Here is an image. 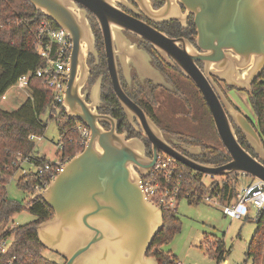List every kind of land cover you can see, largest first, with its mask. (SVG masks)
I'll return each instance as SVG.
<instances>
[{"label": "water", "instance_id": "water-1", "mask_svg": "<svg viewBox=\"0 0 264 264\" xmlns=\"http://www.w3.org/2000/svg\"><path fill=\"white\" fill-rule=\"evenodd\" d=\"M29 1L63 27L73 41L62 105L68 118L83 122L90 130L84 147L64 162L45 189L30 196L43 199L52 209V215L36 225V233L45 248L64 258L63 264H159L147 251L164 225L162 208L140 187V177L150 171L158 150L202 174L249 175L261 180L264 188V142L260 133L211 83V76H215L228 86L250 92L251 83L264 69V0H165L158 10L150 9L145 0H136L157 21H182L191 13L195 41L202 51L194 54L186 51L184 39L167 37L124 13L114 0ZM179 4L185 13H181ZM85 10L94 14L101 27L118 101L126 112L137 117L148 138L156 143L151 159L145 157L140 140L117 132L113 119L92 110L78 93V82L84 76L76 80V50L80 39L92 37ZM112 24L145 38L156 48H165L173 56L205 100L229 161L219 165L200 162L160 140L153 123L120 86L112 51ZM176 42H181L184 49L177 48ZM194 59L204 62V71ZM100 121H109L110 128L104 129ZM233 124L244 133L256 156L241 146ZM188 152L194 153L191 149ZM222 183L220 179L211 188L216 184L221 187Z\"/></svg>", "mask_w": 264, "mask_h": 264}, {"label": "trees", "instance_id": "trees-1", "mask_svg": "<svg viewBox=\"0 0 264 264\" xmlns=\"http://www.w3.org/2000/svg\"><path fill=\"white\" fill-rule=\"evenodd\" d=\"M48 19L54 26L57 24L37 10L29 0H0V96L14 83L18 77L29 71L41 67L44 62L38 56L33 47V39L37 25L41 19ZM264 69L251 83L248 92L251 107L257 119L256 127L263 140L264 137ZM37 82L39 84H32ZM30 95L15 110L0 108V236L11 237L6 249L0 253V264H59L50 260L41 252L45 247L39 241L36 233V225L52 215V209L41 198L27 199L26 205L6 196L5 184L14 173L10 165L17 151L27 154L34 150V141L28 139V134L42 135L46 123L41 115L47 114L57 122L59 129V143L61 159H66L77 152L80 147L78 135L73 129V119L64 114V110L58 115L48 113L50 106V89L42 81L41 77L31 76L27 82ZM235 134L241 146L250 154L256 156L248 144L244 133L236 127ZM264 141V140H263ZM202 154L197 161L219 165L230 159L223 146L201 144ZM189 153V152H188ZM191 154V153H190ZM36 162L47 161L44 155L36 156ZM183 172L189 188L188 202L200 201L205 195H217L220 201L230 202L236 195V190L231 188L230 179L223 181L220 187L216 182L205 185L202 181L203 174L177 162ZM17 183L31 192L25 180L19 178ZM22 209H26L35 216L33 220L13 224L12 216ZM164 225L154 237L147 254L154 255L159 264H176L174 255L162 250L161 246L169 243L180 229V221L175 210L162 208ZM5 223L10 225L5 226ZM256 228L249 241L245 256L251 259L252 264H264V210L258 212L255 221ZM211 256L220 260L224 258L225 248L223 242L217 240L214 249L206 246Z\"/></svg>", "mask_w": 264, "mask_h": 264}, {"label": "flooded vegetation", "instance_id": "flooded-vegetation-1", "mask_svg": "<svg viewBox=\"0 0 264 264\" xmlns=\"http://www.w3.org/2000/svg\"><path fill=\"white\" fill-rule=\"evenodd\" d=\"M122 1L124 3L117 0L114 5L124 13L150 24L169 38L184 39L186 51L193 54L202 52L195 41L196 30L191 13L187 14L185 18L186 25L183 26L181 21L172 18L160 21L151 19L141 9L136 0ZM145 1L152 10H158L165 4V0ZM179 7L181 12L184 11L185 8L182 4H179ZM85 16L89 23L92 37L91 39L89 37L80 39L76 50V80H79L82 74L84 76L81 81L79 80L80 82L77 81L78 93L92 110L111 117L117 132L125 133L126 138H137L140 140L144 147L145 157L151 159L153 145L156 143H153L148 138L135 115H132L134 124L131 123L124 108L118 101L109 75L101 27L91 11L86 10ZM110 28L112 30V51L120 86L124 93L140 107L153 123V130L160 140L191 158H197L202 154L203 148L201 144L222 146L221 142L216 145V143L209 140V136L206 133L207 125L204 114V106L207 107L206 102L193 81L180 69L173 56L165 48H156L145 38L116 24L110 25ZM116 33L124 35L131 44L141 50V54L133 56L135 62L131 61L129 56L124 55V52L117 46L114 38ZM175 44L177 48L184 49L181 42H176ZM72 50L73 41L68 62ZM121 58L125 62L126 69L122 64ZM194 63L201 71H204L203 61L194 59ZM143 64H147L157 73L158 78L156 80L147 77L144 70L138 68L137 65ZM211 77L213 80L211 82L212 85L215 86L214 84H216L222 89L227 99L231 102L227 91L235 87L226 85L224 81L219 80L215 76ZM231 104L238 109L235 104L232 102ZM207 110L209 111L208 107ZM211 122L213 123L212 117ZM100 124L104 129H109L111 126L109 121H100ZM234 130H236L235 125ZM190 149L194 153H188ZM160 151L158 150L157 153ZM225 177L230 179L227 176Z\"/></svg>", "mask_w": 264, "mask_h": 264}, {"label": "rangeland", "instance_id": "rangeland-1", "mask_svg": "<svg viewBox=\"0 0 264 264\" xmlns=\"http://www.w3.org/2000/svg\"><path fill=\"white\" fill-rule=\"evenodd\" d=\"M116 1L114 0V3ZM118 1L124 3L122 0ZM83 13L85 15L86 10ZM181 13H185V9ZM187 14L182 17L181 23L183 26L186 25L185 18ZM32 84L37 85L39 83L32 82ZM221 91L224 93L222 89ZM29 95V87L16 82L0 96V108L10 111L15 110ZM227 95L231 102L257 126V119L249 101L248 91L232 88L227 91ZM204 111L207 125L206 133L209 136V140L219 145L220 141L206 106H204ZM126 114L131 123L134 124L132 114L129 112H126ZM41 119L46 123V127L43 134L39 138H35L34 151L39 155H44L51 161H56L60 156V151H58L60 136L57 122L49 118L46 113L41 115ZM19 175V172H15L10 177L5 184V191L8 198L24 206L31 192L29 193L25 188L19 186L17 183ZM229 178L231 188L236 191L253 180L251 176L244 174L233 175ZM220 179L224 181L227 178L225 176L207 174H203L202 176V181L205 185H209L210 182H217ZM224 202L220 201L219 203L213 195L210 200L203 198L197 202H188L184 196L179 198L175 211L180 221V229L174 233L169 243L161 246L162 250L169 251L174 255V263L181 261L184 264H252L251 259L247 258L245 253L256 228V223L252 218L256 213V208L242 204L238 209L243 216L241 218H231L222 212L221 203ZM34 218L33 214L26 209H22L12 216L10 222L19 224L33 220ZM8 225L10 223H5L4 227ZM217 240L222 241L225 248L224 258L220 260L211 256L205 246H200V243L204 242L206 246L214 249V244ZM41 252L44 256L59 264H63L65 261L62 256L48 248L42 249Z\"/></svg>", "mask_w": 264, "mask_h": 264}, {"label": "built area", "instance_id": "built-area-1", "mask_svg": "<svg viewBox=\"0 0 264 264\" xmlns=\"http://www.w3.org/2000/svg\"><path fill=\"white\" fill-rule=\"evenodd\" d=\"M71 45L70 35L63 27L54 26L48 19H41L34 35L33 47L44 64L33 71L20 75L16 81L20 85H27L31 76L41 77L50 89L51 100L47 111L48 113L52 111L54 115H58L62 109L64 110L62 103L67 82V62ZM73 121L72 127L78 135L80 147L83 148L90 135V130L83 122L76 119ZM39 136L30 133L28 139L34 141ZM60 148L61 144L59 143L58 149ZM36 156L41 155L34 150L27 154L17 151L10 162L14 168V173L19 172L20 174L18 179L22 178L28 184L31 194L45 189L49 181L55 177L68 159H61L59 156L56 161L47 159V161L36 162L34 159ZM186 183L187 180L177 161L164 151L157 154L150 171L140 177V187L145 196L161 208L169 210L176 209L179 198L188 196L189 188L186 187ZM213 196L220 203L218 194ZM203 198L210 200L211 196L205 195ZM247 202H249L247 206L256 208V213L252 217L256 221L258 212L264 210V188L261 180L254 178L237 190L232 201L221 203L222 212L231 218H241L243 215L238 208ZM10 239L11 237L3 238L0 236V253L6 249ZM176 264L184 263L177 261Z\"/></svg>", "mask_w": 264, "mask_h": 264}, {"label": "crops", "instance_id": "crops-1", "mask_svg": "<svg viewBox=\"0 0 264 264\" xmlns=\"http://www.w3.org/2000/svg\"><path fill=\"white\" fill-rule=\"evenodd\" d=\"M114 38L117 46L120 48L122 52H124V55L129 56L130 60L135 62V58L133 56H138L139 54H141V50H139L134 44H131L129 40L122 34L116 33ZM121 61L124 68L126 69L125 62L122 58ZM137 66L138 68L144 70L145 75L147 77L153 78L154 80L158 78V76L156 75L157 73L154 70H152L147 64H143L140 66L137 65ZM143 70L141 71L143 72Z\"/></svg>", "mask_w": 264, "mask_h": 264}]
</instances>
